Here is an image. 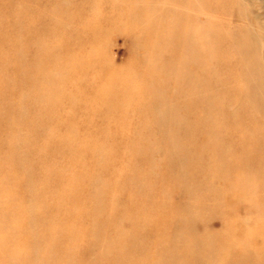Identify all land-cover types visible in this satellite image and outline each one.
<instances>
[{"label": "rangeland", "instance_id": "obj_1", "mask_svg": "<svg viewBox=\"0 0 264 264\" xmlns=\"http://www.w3.org/2000/svg\"><path fill=\"white\" fill-rule=\"evenodd\" d=\"M22 2L0 0V111L7 96L16 120L0 115V139L32 137L35 161L61 147L37 194L62 191L78 159L89 172L66 200L80 263L264 264V0ZM66 53L95 69L60 68ZM39 81L60 88L51 111L29 95Z\"/></svg>", "mask_w": 264, "mask_h": 264}, {"label": "bare ground", "instance_id": "obj_2", "mask_svg": "<svg viewBox=\"0 0 264 264\" xmlns=\"http://www.w3.org/2000/svg\"><path fill=\"white\" fill-rule=\"evenodd\" d=\"M27 1L30 0H23L22 3L25 4ZM68 13L70 15V12ZM49 31L51 32L52 29H49ZM10 41L12 42L13 40L4 37L3 43L6 44ZM193 43H195L193 46L197 45V47L202 45L198 36L196 39L194 38ZM0 53V60L11 62L9 53ZM250 53L253 57H256L255 50H251ZM73 55L76 56L77 54L73 53ZM90 55L87 58V62L79 54L77 57H70L66 53L61 58L62 61L60 63L62 64L60 68L72 67L84 75V73L89 72L88 70H94L97 63L95 56ZM196 60H198V63L203 60L201 53L197 55ZM8 65L14 67L13 63H8ZM25 65L29 72L26 74L25 71L24 77L36 83L37 75L35 71L37 68L42 67V61L29 60ZM190 81L191 84L197 85V82L192 79ZM50 82L54 83L52 79ZM40 83L41 81L31 85L29 95L36 97L37 105L40 103L44 106L46 105L48 111H51L61 102L59 95H57L60 88L49 84L44 89ZM25 85L24 88L27 87ZM11 86H15V84ZM86 90L91 91L99 102L106 104L108 107L118 105L122 99L118 93L107 97L108 95L106 96L104 93L106 89L97 88L95 85L90 86L89 90L88 88ZM3 94L0 92V96H3ZM7 99V96H4L1 100L4 103V109L0 111V115L4 119L3 124L7 128L14 129V124H16L15 107ZM37 105L35 106L37 107ZM44 118L46 120L52 119L51 116ZM54 142L46 141L50 155L61 151L59 150L61 147L57 149L58 145H55ZM32 143V137L18 140L16 133H14V136L6 134L3 139H0V264H81L78 257L73 254V249L70 248V241L73 237H76L75 233L78 231L74 229V223H69V220L73 217L71 214L77 215L75 213L77 209L71 207L72 205H68L66 200H69V194H81L79 183L83 178L81 183H85L86 178L89 177V172L81 167L82 173H78V159L76 161L78 164L75 165L76 168L71 167V169H75L71 172L73 177H61L60 182L63 183L62 191L55 193L56 195L54 196L47 191L37 194L36 187L42 184L46 186L47 183L54 180L53 178H55L57 172L56 168L58 171L59 169L57 163L55 164L48 160L49 154L43 155L39 161H35L32 157ZM71 151L73 153V150ZM56 179L59 180V178ZM73 180H76L77 186L72 184ZM50 196L55 198L53 206L47 201ZM60 215L64 216L61 221L56 219ZM87 232L90 233L89 228ZM115 246L111 248H116ZM110 254L111 249L104 253V256L106 257Z\"/></svg>", "mask_w": 264, "mask_h": 264}]
</instances>
